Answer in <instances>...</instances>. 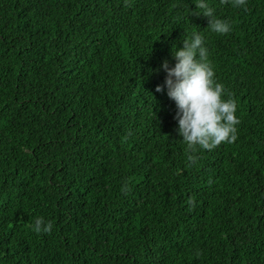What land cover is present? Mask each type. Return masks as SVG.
I'll return each mask as SVG.
<instances>
[{"label":"trees","instance_id":"obj_1","mask_svg":"<svg viewBox=\"0 0 264 264\" xmlns=\"http://www.w3.org/2000/svg\"><path fill=\"white\" fill-rule=\"evenodd\" d=\"M209 3L232 31L196 0H0V264H264V0ZM196 31L240 123L190 160L162 65Z\"/></svg>","mask_w":264,"mask_h":264},{"label":"clouds","instance_id":"obj_2","mask_svg":"<svg viewBox=\"0 0 264 264\" xmlns=\"http://www.w3.org/2000/svg\"><path fill=\"white\" fill-rule=\"evenodd\" d=\"M235 7H247V0H223ZM197 9H202L209 18L210 29L218 34L232 31V24L216 16V9L209 0H196ZM198 13V14H199ZM176 63L169 66L164 61L162 67L167 72L165 84L167 94L177 106L176 119L178 132L189 149L190 160H195L191 153L197 147L211 149L223 142L232 143L238 138L237 101L227 93L223 83L216 79L213 62L209 59V48L205 35L196 31L190 38L184 39L183 47H174ZM163 86L157 85V91ZM32 228L37 233H51L53 222L43 216L35 218Z\"/></svg>","mask_w":264,"mask_h":264}]
</instances>
